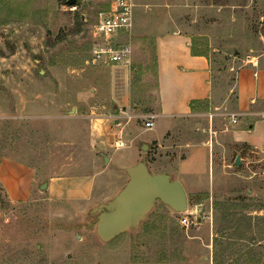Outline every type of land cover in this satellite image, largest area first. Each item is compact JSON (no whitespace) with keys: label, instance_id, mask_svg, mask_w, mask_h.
Masks as SVG:
<instances>
[{"label":"rangeland","instance_id":"1","mask_svg":"<svg viewBox=\"0 0 264 264\" xmlns=\"http://www.w3.org/2000/svg\"><path fill=\"white\" fill-rule=\"evenodd\" d=\"M111 1L76 0L70 11L67 0H0V160L36 173L25 200L10 203L0 188V264H264V153L241 145L239 166L236 152L222 154L214 160L215 168L229 164L221 175L185 184V212L157 202L137 229L106 244L98 239L86 213L127 181L123 170L79 175L107 166L89 132L112 77L110 66L91 63L92 31ZM132 2V56L121 65L135 113L155 110L156 36L182 30L210 60L209 112L226 123L225 113L235 111V73L247 57L264 55V0ZM220 4L224 19L214 14ZM136 116L140 142L167 122L156 118L144 130L145 115ZM155 148L140 152L153 174H167L168 148ZM56 177L88 181V197L50 198L39 185Z\"/></svg>","mask_w":264,"mask_h":264},{"label":"crops","instance_id":"2","mask_svg":"<svg viewBox=\"0 0 264 264\" xmlns=\"http://www.w3.org/2000/svg\"><path fill=\"white\" fill-rule=\"evenodd\" d=\"M223 8L220 4L214 9V14H219L218 19H224L221 16ZM192 49L198 54H192ZM247 58L234 77L237 123L230 122L229 115L233 111L225 113L226 123L220 119L214 122V114L209 112L213 92L209 58L193 48L191 36L182 30L156 36V106L153 111L143 110L139 114L146 116L152 113L167 122L159 134L143 142L137 140L140 132L133 119L134 114L136 117L140 115L135 113L138 105L131 102L130 92L125 86L122 67L125 65H108L112 73L109 93L100 106V117L90 120L89 132L90 141L96 144L102 162L100 153L107 157V163L103 162L107 166L95 173L79 175H110V172L116 175L115 171L125 172L126 167L146 156L140 152L143 145L156 147V151L168 148L167 174L178 180L185 190V184L197 181L206 184L204 175L208 181L215 174L221 175V168H228L229 164L215 168V157L236 152L237 145L244 146L249 152L264 153V55L261 59ZM114 70L120 71L121 75L114 77ZM127 116L131 117L130 120ZM116 139H121L125 147L115 149ZM127 149L129 154L124 152ZM239 152H236V157L239 156L241 164ZM35 175L33 167L21 161L12 158L0 160V188L8 202L27 199L32 193ZM76 180L51 178L46 182L47 195L54 199L85 200L89 182Z\"/></svg>","mask_w":264,"mask_h":264},{"label":"water","instance_id":"3","mask_svg":"<svg viewBox=\"0 0 264 264\" xmlns=\"http://www.w3.org/2000/svg\"><path fill=\"white\" fill-rule=\"evenodd\" d=\"M66 3L73 5L75 0H67ZM146 148L143 145L142 149ZM100 155L103 162L107 163V157L103 153ZM234 164L240 165L239 156ZM125 173L127 181L124 186L109 200L99 203L86 213L88 217H94L96 235L104 244L120 234L137 229L157 202L176 213L187 210V195L181 183L167 174H153L145 157L126 167ZM39 188L45 189L46 183H42Z\"/></svg>","mask_w":264,"mask_h":264},{"label":"built area","instance_id":"4","mask_svg":"<svg viewBox=\"0 0 264 264\" xmlns=\"http://www.w3.org/2000/svg\"><path fill=\"white\" fill-rule=\"evenodd\" d=\"M65 7L70 11H75L77 9L76 0L73 5L66 3ZM133 7L132 0H112L107 12L99 15L92 31V64H130L132 50L129 36L133 26ZM119 38L120 41H118ZM237 117L236 113H231L230 122L237 123ZM130 118L127 116L128 120ZM155 119L154 114L146 115L142 120L143 129H152ZM123 147H125L123 141L116 139L114 148Z\"/></svg>","mask_w":264,"mask_h":264},{"label":"trees","instance_id":"5","mask_svg":"<svg viewBox=\"0 0 264 264\" xmlns=\"http://www.w3.org/2000/svg\"><path fill=\"white\" fill-rule=\"evenodd\" d=\"M192 54L196 55V54H198V52H196L195 50L192 49Z\"/></svg>","mask_w":264,"mask_h":264}]
</instances>
